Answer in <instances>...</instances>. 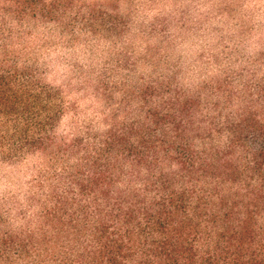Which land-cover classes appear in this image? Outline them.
I'll use <instances>...</instances> for the list:
<instances>
[{"label": "trees", "instance_id": "obj_1", "mask_svg": "<svg viewBox=\"0 0 264 264\" xmlns=\"http://www.w3.org/2000/svg\"><path fill=\"white\" fill-rule=\"evenodd\" d=\"M30 77L0 73V113L15 117L1 159L49 154L61 170L29 210L0 214V264H264V74L164 95L75 145Z\"/></svg>", "mask_w": 264, "mask_h": 264}, {"label": "rangeland", "instance_id": "obj_2", "mask_svg": "<svg viewBox=\"0 0 264 264\" xmlns=\"http://www.w3.org/2000/svg\"><path fill=\"white\" fill-rule=\"evenodd\" d=\"M24 1L0 0V73L23 72L51 95L40 111L59 115L55 137L70 145L164 95L241 90L264 74V0ZM14 118L0 113V124ZM2 151L0 214L15 218L61 168L49 154L10 162Z\"/></svg>", "mask_w": 264, "mask_h": 264}]
</instances>
